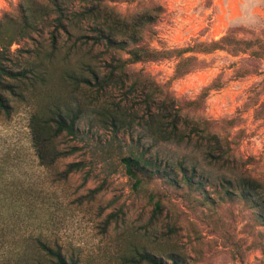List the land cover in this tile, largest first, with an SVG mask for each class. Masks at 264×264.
I'll list each match as a JSON object with an SVG mask.
<instances>
[{
	"label": "rangeland",
	"instance_id": "1",
	"mask_svg": "<svg viewBox=\"0 0 264 264\" xmlns=\"http://www.w3.org/2000/svg\"><path fill=\"white\" fill-rule=\"evenodd\" d=\"M122 16L151 12L157 33L149 38L155 48H176L219 40L232 28L240 39L264 41V0H106ZM49 0H0V36L8 33L13 44L5 50V64L15 69L33 68L36 76L19 83L16 94L4 91L8 108L0 106V264H57L40 242L62 252L75 264H147L138 252H149L171 263L264 264V221L251 202L225 194L226 181L235 188L240 179L262 184L264 194V49L246 52L228 48L190 51L203 63L176 76L179 57L128 64L124 86L106 93L71 83L64 68H76V59L49 64V20L40 16L38 30L30 36L19 31L28 9H42ZM146 33V32H145ZM144 33V34H145ZM147 38V35H144ZM66 35H61V41ZM253 50H260L257 71L239 76ZM96 47L97 67L108 69L111 53ZM121 56L126 58L127 52ZM148 77L170 92L181 113L200 128L229 141L236 160L212 161L205 139L191 142L162 141L136 119L114 128L102 122L100 112L112 102L143 113L145 90L128 94L135 78ZM219 78L194 109L204 88ZM81 110L74 134L63 132L56 146L66 154L51 166L38 159L32 143V119L37 111ZM142 155L174 168L178 182L160 175L143 179L138 186L122 161ZM80 168L65 173L70 163ZM181 164L204 181L203 187L187 184ZM159 200L162 211L155 213Z\"/></svg>",
	"mask_w": 264,
	"mask_h": 264
},
{
	"label": "trees",
	"instance_id": "2",
	"mask_svg": "<svg viewBox=\"0 0 264 264\" xmlns=\"http://www.w3.org/2000/svg\"><path fill=\"white\" fill-rule=\"evenodd\" d=\"M208 3L211 0H207ZM48 19L51 30V49L46 52L45 59L49 64L58 63V54L64 48L62 59L70 62L75 58L76 68H64L63 76L71 83L92 88L96 93H106L112 86H124L130 78L127 72V65L138 62L157 61L163 58L179 57L176 65L175 75L183 76L196 68L203 61L197 55H186L190 51L200 50L210 52L219 48H228L234 53L246 52L247 49L257 45L259 49H264V41L257 39H240L234 34L240 28H232L219 40L205 43L200 42L193 46L176 48H155L149 43V38L153 37L157 30L154 28L156 16L147 11L137 13L131 17L122 16L116 9L110 6L106 0H49L44 8L28 9V13L22 18L19 31L24 36H30L32 32L38 30L40 16ZM146 32V33H145ZM147 35V38L144 36ZM65 34L66 39L61 41V35ZM14 38L8 33L0 36V106L8 108L9 104L4 91L16 94L19 83L36 76L33 68L15 69L5 64L6 48L13 44ZM96 47H103L101 52H110V60L106 63L107 71L102 73L95 63L99 56L95 52ZM127 52L126 58L121 56V52ZM260 50H253L251 56L245 61L250 62V68L237 69L239 76L245 73L257 71L260 61ZM215 79L206 86L198 99L191 101L194 109L198 108L202 100L209 94L212 88H218L222 84ZM145 90L143 102V113L137 118L136 109L123 106L121 102H112V105L104 107L100 112L102 122L109 123L114 128L129 126L130 123L139 119L140 123L149 133L162 141L191 142L194 135L200 139H205L207 143V155L212 161H223L231 163L236 160L235 154L229 141L225 140L211 130L200 128L198 123L189 126L190 122L181 113L177 100L170 92H164L163 88L154 85L148 77L144 80L135 78L128 86V94L139 89ZM81 117V110L66 109L56 106L47 109L45 112L37 111L32 119V143L36 155L44 165H53L60 156L66 154L58 150L56 138L63 132L74 134L76 125ZM122 161L127 174L135 180V185L142 183L143 179L153 178L160 175L167 181L178 182L174 168H169L167 164L161 165L158 161H153L142 155L130 154L124 156ZM80 168L79 163L68 164L65 173L68 174ZM180 169L183 179L187 184H196L203 187L204 181L196 178L195 170L190 174L181 164ZM225 194L231 198L239 197L251 202L258 210V217L264 221V194L262 184L252 178H241L234 188L230 181H226ZM162 211V204L159 200L155 204V213ZM41 248L46 253L56 258L57 264H75L74 261L68 263L62 252L55 247L40 242ZM140 262L147 264H185L175 257H170L171 263L161 257L142 250L138 252Z\"/></svg>",
	"mask_w": 264,
	"mask_h": 264
}]
</instances>
